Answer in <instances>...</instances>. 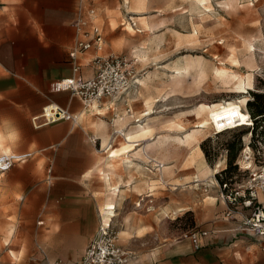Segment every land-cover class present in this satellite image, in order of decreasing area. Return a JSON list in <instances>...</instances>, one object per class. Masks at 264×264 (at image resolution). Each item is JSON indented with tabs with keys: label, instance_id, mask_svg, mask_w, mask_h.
<instances>
[{
	"label": "rangeland",
	"instance_id": "obj_1",
	"mask_svg": "<svg viewBox=\"0 0 264 264\" xmlns=\"http://www.w3.org/2000/svg\"><path fill=\"white\" fill-rule=\"evenodd\" d=\"M95 4L105 37L102 55L130 60L138 82L122 98L103 100L120 104L127 97L129 108L121 107L118 116L108 120L109 147H98L105 173L100 171L109 174L110 181L101 177L105 189L92 181L86 192L105 203L95 211V232L71 238L66 248L51 232L33 230V221L38 226L41 217L58 212L57 199L65 191L74 196L83 190L74 181L52 179L47 170L34 172L30 158L0 173V264H77L83 255L80 250L97 237L110 202L115 204L110 228L118 244L135 258L160 245L189 239L199 229L187 207L211 214L212 183L224 180L247 186L251 175L237 166L247 145L257 165L264 164L261 117L257 123L253 117V123L249 116L242 119L241 126L253 127L214 134L219 118L235 122L226 103L244 101L248 114V102L258 94L261 98L255 102L264 107V0H95ZM3 7L0 0V26ZM238 111L244 115L239 104ZM203 122L205 129L197 128ZM139 125L146 132H138ZM28 130L26 124L0 126V156L35 153L27 149ZM129 133H135V144L130 146ZM204 142L209 167L200 153ZM231 144L240 150L225 171ZM124 145L131 155L138 151L140 155L109 157ZM133 159H140V166ZM202 164L225 169L216 180H204L209 173L200 172ZM92 174H98L97 169ZM124 178L128 187L113 190ZM207 187L212 192L206 193ZM147 231L151 234L145 235Z\"/></svg>",
	"mask_w": 264,
	"mask_h": 264
},
{
	"label": "crops",
	"instance_id": "obj_2",
	"mask_svg": "<svg viewBox=\"0 0 264 264\" xmlns=\"http://www.w3.org/2000/svg\"><path fill=\"white\" fill-rule=\"evenodd\" d=\"M2 2L4 10H1L3 24L0 26V126L11 125L13 128L26 124L29 128V135L26 138L27 149L36 150L35 153H28L31 155L28 159L32 158L30 165H34V172L47 170L49 174L52 173L53 176L50 175L52 179L58 182L74 181L81 186L82 195H68L65 191L57 199L58 212L41 217L38 226L35 225V221L32 222L35 232H51L50 235L58 236L60 245L67 248L71 238L77 235L91 236L95 232L97 226L95 211L105 203L103 198L87 196L86 192L92 181L99 182V188L105 189L101 177L106 176L100 171L103 170L101 168L103 162L99 160L102 149L100 151L98 147L104 149L109 147L108 120L118 116L121 107L129 108V102L127 97H124L120 104L102 101L98 106L86 110L81 101L69 93L50 91V84L53 81L73 75L70 52L80 39V34L74 26L82 16L80 0H2ZM98 55L94 50L81 54L80 62L85 66L83 68L85 78L93 77V69L88 65L90 60ZM50 104L67 109L77 115L79 121L75 124L59 121L40 128H32V119L41 115L43 108ZM93 139H96L97 143H94ZM126 141L128 146L135 144L128 141V138ZM125 148L128 149L124 145L114 150L118 152L117 157L125 154H128L126 158L137 153L140 155V151H134L135 153L131 155V150H124ZM200 151L203 163L208 166L203 151ZM110 154L111 159L117 158H112ZM133 162L140 166V159L138 161L133 159ZM124 164L127 165L128 162ZM204 165L202 164L200 172L209 173L204 180L211 178L216 180V175L225 169L213 170ZM96 169L98 174L90 176L89 174L94 173ZM103 172L105 173L104 170ZM105 179L107 182L110 181L109 174ZM126 180L127 178H124L122 184L113 190L118 188L121 192L127 188ZM212 185L215 202L211 214L187 207V211L195 214L196 227L207 232V236L199 241V249H195L191 238L163 244L143 251L136 258L135 264L263 263L264 254L258 242L252 236L235 231L242 222V215H245L246 209L240 207L228 216V206L220 196L218 181ZM205 192L212 191L207 187ZM258 199L264 202V195L259 194ZM193 203L192 201L190 204ZM110 205L115 204L110 202L108 206ZM109 207L102 220L104 225H109V219L113 217L112 210L115 206ZM68 209L74 212L67 213ZM149 233L151 234L147 231L145 235ZM88 246L85 251L80 250V253H83L82 257Z\"/></svg>",
	"mask_w": 264,
	"mask_h": 264
},
{
	"label": "built area",
	"instance_id": "obj_3",
	"mask_svg": "<svg viewBox=\"0 0 264 264\" xmlns=\"http://www.w3.org/2000/svg\"><path fill=\"white\" fill-rule=\"evenodd\" d=\"M125 3V0H122ZM82 16L74 26L80 34V39L70 52V63L73 75L69 78L53 81L50 91L54 93H69L72 97L81 101L86 110L98 106L103 100H117L125 96L138 82L133 63L120 56H103L105 37L99 22L95 0H80ZM96 51L99 55L90 64L93 69V77L85 78L80 62L81 54ZM93 64V66H92ZM226 119V118H225ZM218 119L214 126V134L227 132L242 127H253V124L241 126L240 122H224ZM251 123H252V118ZM59 121L77 123L79 117L67 109L50 104L43 108L42 114L32 119L35 128L54 124ZM97 143L96 139H93ZM111 146V145H110ZM243 149L241 158L244 157ZM30 154L3 155L0 156V173H7L16 163L25 162ZM240 158V159H241ZM254 166L250 171V179L245 188L236 187L232 182L219 183L221 198L228 206V216L240 207L248 210L249 214L242 215V222L235 228L239 234H246L254 238L264 254V202L258 199L259 194L264 195V164L257 165L253 155ZM239 171L246 173L238 161ZM244 189V190H243ZM207 232L196 231L191 235L195 249H199V241L206 237ZM136 258L131 250L118 244L117 236L109 226L103 223L99 227L97 237L93 239L84 256L77 264H135ZM49 264H67L63 261ZM264 264V262L262 263Z\"/></svg>",
	"mask_w": 264,
	"mask_h": 264
},
{
	"label": "bare ground",
	"instance_id": "obj_4",
	"mask_svg": "<svg viewBox=\"0 0 264 264\" xmlns=\"http://www.w3.org/2000/svg\"><path fill=\"white\" fill-rule=\"evenodd\" d=\"M238 104L242 107L243 109V112H244V115H241L240 112L238 111ZM227 110H229L232 114H233V119L235 122H240L242 121L243 118H247L248 119V114L246 112V109L244 108V101H239V102H228L225 104ZM245 115H247V117H245ZM251 120V119H250ZM253 123V122H252ZM206 123H200L199 126H197V128H201V129H205L206 127ZM138 130V129H137ZM139 130L140 131H143V132H146V128L143 126V125H140L139 126ZM219 133H223V132H219ZM128 138V141H132L135 137H134V134H129L127 136ZM127 148H125L124 150H126ZM118 155V152L114 151L113 153H111V157L112 158H115L117 157ZM244 157L241 158L239 160V162L241 163V166L242 168L245 170V171H250L251 168L254 166V161H253V155H254V152L252 150V148L250 146H246L245 147V151H244ZM109 207V206H108ZM109 208H114V206L110 205ZM109 210V209H108ZM106 219V218H105ZM110 220V219H109ZM110 225V224H109ZM109 225H105V226H109Z\"/></svg>",
	"mask_w": 264,
	"mask_h": 264
},
{
	"label": "trees",
	"instance_id": "obj_5",
	"mask_svg": "<svg viewBox=\"0 0 264 264\" xmlns=\"http://www.w3.org/2000/svg\"><path fill=\"white\" fill-rule=\"evenodd\" d=\"M255 97V100L253 102H248V107H249V112H248V116L249 117H253L255 122L257 123V121L259 119L256 120V118L261 117L260 119H263L264 121V107L260 106L259 104H257L256 99L261 98L260 95L258 94H253ZM253 122V120H252ZM201 148L208 160L209 163H211V158H210V154L206 149V142L202 143ZM239 148H236V146L234 144H231L228 146V168L225 171H229L231 166L235 163V160L238 156V152H239ZM225 182H231V181H220L221 184L225 183Z\"/></svg>",
	"mask_w": 264,
	"mask_h": 264
}]
</instances>
